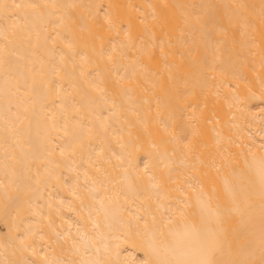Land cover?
I'll list each match as a JSON object with an SVG mask.
<instances>
[{"label": "bare ground", "instance_id": "1", "mask_svg": "<svg viewBox=\"0 0 264 264\" xmlns=\"http://www.w3.org/2000/svg\"><path fill=\"white\" fill-rule=\"evenodd\" d=\"M0 264H264V0H0Z\"/></svg>", "mask_w": 264, "mask_h": 264}]
</instances>
